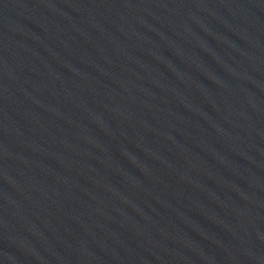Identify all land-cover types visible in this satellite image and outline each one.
<instances>
[{"label":"water","instance_id":"obj_1","mask_svg":"<svg viewBox=\"0 0 264 264\" xmlns=\"http://www.w3.org/2000/svg\"><path fill=\"white\" fill-rule=\"evenodd\" d=\"M0 264H264V0H0Z\"/></svg>","mask_w":264,"mask_h":264}]
</instances>
